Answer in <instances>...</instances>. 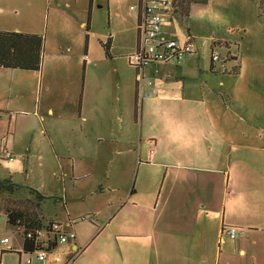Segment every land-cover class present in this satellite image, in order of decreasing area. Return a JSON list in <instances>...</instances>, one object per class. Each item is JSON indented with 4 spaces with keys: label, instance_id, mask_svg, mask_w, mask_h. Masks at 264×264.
<instances>
[{
    "label": "rangeland",
    "instance_id": "obj_1",
    "mask_svg": "<svg viewBox=\"0 0 264 264\" xmlns=\"http://www.w3.org/2000/svg\"><path fill=\"white\" fill-rule=\"evenodd\" d=\"M138 1L92 0L90 4V0H42L34 18L41 21L35 34L44 40L42 71L0 69L3 84L14 85L11 96L9 90L0 92V105L13 95L24 97L18 106L23 114L0 112V180L11 178L19 186L11 199L19 204H27L28 199L36 201L28 188L54 197L41 205L46 223L58 221L64 231L72 230L71 225L87 238L80 241L81 249L104 244L102 248L116 256L133 252L136 216L158 203L159 190L164 186V171L152 165L153 143L147 141L152 133L161 135L153 126L158 116L155 113L150 119L139 94L136 99L137 76L130 64L138 45ZM165 1V36L179 44L190 37L194 44L191 56L179 64L171 60L164 65L175 73L172 83L181 87L184 80L179 77L185 76L188 90L199 94L206 88L215 103L225 94L226 105L216 112L218 122L230 130L202 132L205 136L199 147L183 141L179 148L185 149L187 156L195 153L201 166L210 168L218 162L214 156L231 152L229 159L237 164L241 177L239 186L245 188L249 173H264V149H257L264 147V23L260 0H209L192 7L183 23L171 18L174 0ZM90 8L87 31L81 23H87ZM109 38L112 58L106 57L101 45ZM215 41L220 44L213 47ZM213 56L219 59L211 71ZM160 62L149 66L152 72L147 70L146 79L159 74ZM15 76L21 77L20 82ZM84 95V109L81 103L80 110ZM6 152L13 154V161ZM215 176L210 172L201 176L197 171L195 175L182 172L173 176L172 186L185 189L187 195L179 201H193L198 196L189 193L197 187L208 201L214 190L218 202ZM3 198L0 196V209ZM7 223L0 210V239L6 237L8 247L20 249L22 237ZM1 254L0 245V258ZM2 257L6 264L17 259L7 253ZM33 258L37 262L36 254Z\"/></svg>",
    "mask_w": 264,
    "mask_h": 264
},
{
    "label": "crops",
    "instance_id": "obj_2",
    "mask_svg": "<svg viewBox=\"0 0 264 264\" xmlns=\"http://www.w3.org/2000/svg\"><path fill=\"white\" fill-rule=\"evenodd\" d=\"M41 5L42 0H0V31L38 33L40 17V22L34 18ZM139 16L141 20L143 15L138 12ZM81 26L85 28L86 22L83 21ZM221 59L227 61L224 57ZM87 60L86 56L83 63L85 68ZM168 63L160 62L159 74L154 79L145 78L146 82L150 80L147 89L154 95L148 100L140 98L143 111L146 110L148 116H152L150 119L155 118V113L158 116L155 123L153 120V126L160 129L161 135L152 133L147 141L153 143L151 152L155 156L152 165L164 171V186L159 190L158 203L146 207L136 216L133 252L129 251L126 255L121 252L120 256H116L104 250V244H98L92 250H88L90 245L81 249L80 241L87 238L78 235L70 225L76 233V239L59 245L45 262L38 264H264V173H249L246 177L248 186L242 188L239 186L241 177L237 164L229 159L231 152L214 156L218 162L210 168L201 166L195 153L191 152L187 156L185 149L179 148L183 141L199 147L204 134L202 132L226 133L230 130L218 122L216 112L219 106L226 105L225 94L221 95L217 105L206 88L199 94L188 90L185 76L179 77L184 80L181 87L175 86L172 83L175 73L170 67L164 66ZM150 65L143 69L144 77L147 70L152 72ZM15 77L20 82L21 77ZM136 86L138 92V83L135 81ZM13 89V83L6 85L0 79V92L9 90L11 96ZM23 100V95H13L9 102L0 105V112L23 114L25 111L18 108ZM84 102L85 95L80 101V110L81 103L84 109ZM158 123L159 126H156ZM225 136L231 140L228 134ZM261 140L264 146V136ZM139 162L141 165L142 161ZM187 171L194 175L197 171L200 176L205 175V172L216 174L213 180H218V202H215L214 190L212 201H208L197 187L189 193L198 196L193 201H179L187 194L184 188L172 186L175 180L173 176ZM125 205L120 206L119 210ZM228 227L239 229L240 235L237 238L223 235V230ZM13 249L19 251L17 247ZM9 255L16 256L15 262L19 260L16 254Z\"/></svg>",
    "mask_w": 264,
    "mask_h": 264
},
{
    "label": "trees",
    "instance_id": "obj_3",
    "mask_svg": "<svg viewBox=\"0 0 264 264\" xmlns=\"http://www.w3.org/2000/svg\"><path fill=\"white\" fill-rule=\"evenodd\" d=\"M91 2L92 0H90V4ZM140 2L141 0L138 1V4H140ZM208 2L209 0H174L172 3L173 13L171 15V18H174L183 23V21L190 16L192 7L197 5H204ZM90 12L91 8L85 27L87 31H89L90 29ZM259 12L260 17L264 23V0H260ZM139 41L140 16L138 17L137 53L139 51ZM213 43V47L216 44H220L217 41ZM101 45L106 53V57L112 58V39L109 38L106 42H101ZM43 48L44 40L41 35L0 31V69L21 70L28 73H40L43 67ZM191 55L192 54H187L186 57ZM131 58L132 56L130 57V64L135 68L136 76H138L139 67L131 62ZM214 68V60L212 58L210 70L213 71ZM136 99L138 100L137 86ZM137 114L138 113L136 107L135 120H137ZM18 188L19 186L14 183L11 178L0 180V196L4 197L1 202L2 205L0 210L4 212V215L8 222L7 225L13 230H16L17 233L22 237L23 252L28 255H35L42 249L41 244L39 243V239H37L38 232H41L42 230L49 232L53 224V221L46 223V218L44 217V214L42 212L41 205L44 200H51L54 197L44 196L41 191L39 192L35 189L28 188L30 193L36 195V201L28 199L26 200L27 204H19V202L11 199V196L15 194V191H17ZM60 200L62 201L63 199ZM87 219L91 220V218ZM29 234H33V237L29 238ZM57 248V236H55L54 241L49 242L48 252L52 253ZM7 254H16L20 257V254L16 252Z\"/></svg>",
    "mask_w": 264,
    "mask_h": 264
},
{
    "label": "built area",
    "instance_id": "obj_4",
    "mask_svg": "<svg viewBox=\"0 0 264 264\" xmlns=\"http://www.w3.org/2000/svg\"><path fill=\"white\" fill-rule=\"evenodd\" d=\"M167 5L168 3L165 0H141L137 6L139 14H142L143 17L141 16L140 20L139 51L132 56L131 62L139 67L137 83L140 98L152 97L154 95L153 92L146 90L151 82L150 80L148 82L145 80L143 75V69L145 67L157 61L170 62L171 60H175L179 64L187 54H193L194 52L193 40L190 37L184 44H179L164 35L163 24L165 19L163 14H165ZM135 9L132 7V10ZM218 59L217 56H213L214 61ZM6 155L8 160H14L12 153L6 152ZM222 234L231 238H237L240 235V231L237 228L228 227L223 230ZM37 235V239H39V243L43 249L36 253L37 262L34 260L33 255L25 254L22 248L19 251H15L12 247H8L10 242L5 237L0 239L2 253L0 264H6L3 262L2 255L12 252L20 254L19 260L14 264H38V262H45L48 256L53 253L48 252V246L49 242L54 241L55 236H57L58 246L76 239V233L73 230L64 231L58 221L53 222L49 232L42 230ZM28 237H33V234H29ZM22 254L25 255L24 259Z\"/></svg>",
    "mask_w": 264,
    "mask_h": 264
}]
</instances>
